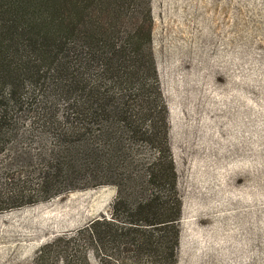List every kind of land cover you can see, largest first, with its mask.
Instances as JSON below:
<instances>
[{
  "label": "rangeland",
  "instance_id": "rangeland-1",
  "mask_svg": "<svg viewBox=\"0 0 264 264\" xmlns=\"http://www.w3.org/2000/svg\"><path fill=\"white\" fill-rule=\"evenodd\" d=\"M151 8L183 200L177 264H264V0H151ZM40 94L0 146V264L40 255L41 264L84 256L102 264L84 231L111 218L117 189L95 181L104 178L76 162L61 195H5L18 182L34 188L51 163V134L29 126Z\"/></svg>",
  "mask_w": 264,
  "mask_h": 264
},
{
  "label": "trees",
  "instance_id": "trees-1",
  "mask_svg": "<svg viewBox=\"0 0 264 264\" xmlns=\"http://www.w3.org/2000/svg\"><path fill=\"white\" fill-rule=\"evenodd\" d=\"M36 93L42 108L29 126L51 134V163L34 188L18 182L8 199L71 190L60 179L77 162L117 189L111 218L84 231L102 264H177L183 200L151 0H0L2 148ZM84 257L67 264H89Z\"/></svg>",
  "mask_w": 264,
  "mask_h": 264
}]
</instances>
